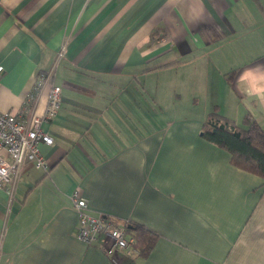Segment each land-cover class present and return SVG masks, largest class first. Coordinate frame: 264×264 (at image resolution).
Segmentation results:
<instances>
[{"label":"crops","instance_id":"0c3cea01","mask_svg":"<svg viewBox=\"0 0 264 264\" xmlns=\"http://www.w3.org/2000/svg\"><path fill=\"white\" fill-rule=\"evenodd\" d=\"M0 65L1 112L44 72L27 118L62 97L50 168L0 190V264H116L78 238L74 195L158 234L117 264H264L263 180L202 136L213 114L264 129V0H0Z\"/></svg>","mask_w":264,"mask_h":264},{"label":"built area","instance_id":"2783aa9c","mask_svg":"<svg viewBox=\"0 0 264 264\" xmlns=\"http://www.w3.org/2000/svg\"><path fill=\"white\" fill-rule=\"evenodd\" d=\"M66 53L63 45L59 58ZM5 69L0 65V77ZM53 72H44L39 76L35 91L49 84ZM36 93H30L25 99L23 109L18 113L0 111V190L10 183L21 168L31 163L37 168L47 171L50 168L49 159L41 153V145H53L54 138L47 132L45 125L58 114L62 103L61 87L51 84L48 103L42 115L35 111L30 118L27 113L32 111V104L37 99ZM74 207L78 213L77 236L87 245L98 243L101 249L114 263L119 262L120 251H130L138 255L133 247L134 238L127 233L123 224H118L102 216H93L88 212L89 203L86 198L73 197Z\"/></svg>","mask_w":264,"mask_h":264},{"label":"trees","instance_id":"16d2710c","mask_svg":"<svg viewBox=\"0 0 264 264\" xmlns=\"http://www.w3.org/2000/svg\"><path fill=\"white\" fill-rule=\"evenodd\" d=\"M234 75L235 71L230 73V81ZM202 136L229 152L233 166L260 177L264 189V129L250 114L245 116L242 125L230 123L218 115H210L203 124ZM122 224L134 238L133 247L138 250L137 257H148L157 243L158 234L141 224Z\"/></svg>","mask_w":264,"mask_h":264}]
</instances>
